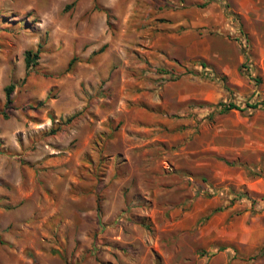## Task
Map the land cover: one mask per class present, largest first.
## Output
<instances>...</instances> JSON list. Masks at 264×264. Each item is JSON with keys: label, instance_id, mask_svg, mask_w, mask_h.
Wrapping results in <instances>:
<instances>
[{"label": "rangeland", "instance_id": "rangeland-1", "mask_svg": "<svg viewBox=\"0 0 264 264\" xmlns=\"http://www.w3.org/2000/svg\"><path fill=\"white\" fill-rule=\"evenodd\" d=\"M0 264H264V0H0Z\"/></svg>", "mask_w": 264, "mask_h": 264}, {"label": "trees", "instance_id": "trees-1", "mask_svg": "<svg viewBox=\"0 0 264 264\" xmlns=\"http://www.w3.org/2000/svg\"><path fill=\"white\" fill-rule=\"evenodd\" d=\"M104 49H105V46L100 50V52L104 51ZM38 59H39V54L38 53L33 54L32 51H28L26 53V66H27V69L34 68L37 65V60ZM73 62H74V60H72L70 62V65ZM13 91H14V86L13 85L9 86L6 89V96H7V103L8 104H11L12 103L11 95H12ZM253 107L256 108L257 105H254ZM231 109L244 110V109H241L240 107L232 104L229 107H225L223 109V111L226 112V111H229Z\"/></svg>", "mask_w": 264, "mask_h": 264}]
</instances>
